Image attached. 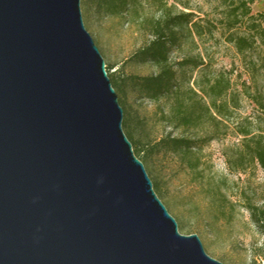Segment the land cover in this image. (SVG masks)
<instances>
[{"label": "water", "instance_id": "95a60500", "mask_svg": "<svg viewBox=\"0 0 264 264\" xmlns=\"http://www.w3.org/2000/svg\"><path fill=\"white\" fill-rule=\"evenodd\" d=\"M80 0H0V264H222L122 127Z\"/></svg>", "mask_w": 264, "mask_h": 264}, {"label": "rangeland", "instance_id": "374dc122", "mask_svg": "<svg viewBox=\"0 0 264 264\" xmlns=\"http://www.w3.org/2000/svg\"><path fill=\"white\" fill-rule=\"evenodd\" d=\"M164 2L173 12H192L193 20L204 26L201 35L184 30L179 43L172 46L171 62L186 56L203 62L198 67L175 66L176 82L199 93V86L206 87L208 81L223 72L230 81L221 98L228 109L224 116L217 117L219 122L207 119L193 128H172L161 118V113L168 111V100L152 101L128 92L129 108L144 119L143 135L148 139L158 140L166 133L215 136L186 158L166 152L148 160L144 168L152 181H159V198L175 219L180 234H196L205 253L222 264H263L264 225L261 228L256 225L247 205H264V170L249 158L242 168L232 170L226 160L242 149L243 130H249L248 136L264 133V111L254 99L259 94L264 99V45L257 40L253 49L240 54L226 40L229 31L222 21L228 0ZM80 10L84 27L104 62L114 66L110 71L138 75L157 71L153 64L126 60L149 39L145 19L160 14L149 0H138L121 15H103L81 3ZM250 10L251 14L264 12V0H254ZM248 28L243 22L230 31L247 34L251 32ZM202 100L209 101L207 97ZM194 158H198V167L191 169L188 165Z\"/></svg>", "mask_w": 264, "mask_h": 264}, {"label": "trees", "instance_id": "16d2710c", "mask_svg": "<svg viewBox=\"0 0 264 264\" xmlns=\"http://www.w3.org/2000/svg\"><path fill=\"white\" fill-rule=\"evenodd\" d=\"M149 1L160 14L157 18L145 19L149 39L134 50L126 60L134 64H153L157 67V71L148 75L123 74L115 72V70L110 71L114 67L113 64L104 62L106 74L122 108V130L131 143L134 155L142 164L154 156L166 152L177 154L182 159L186 158L215 136L213 133L203 137L172 136L166 133L158 140L148 139L146 135H143L145 132L144 119L129 108L128 92L136 93L139 97L152 101L165 98L169 102V108L166 113H161L162 121L172 128H193L207 119L214 123L220 121L217 117L224 116L228 109L226 102L221 98L230 87V81L223 72L211 82L208 81L206 87L199 86L198 91L201 96L193 88H182L176 82L175 66L179 68L198 67L203 62L193 56H186L179 61L171 62L169 56L171 48L179 43L185 34L184 30L189 29V34L193 31L196 35H201L204 26L193 20L192 12H173L166 6L164 0ZM228 1L229 6L222 21L223 26L229 31L226 40L232 43L240 54L253 49L257 40L264 45V12L251 14L250 4L254 0ZM137 2L138 0H80L84 8H93L103 15H121L129 9L130 5L133 6ZM243 22H246L251 32L238 34L230 31ZM207 31L210 32V29L207 28ZM202 97H207L209 101L204 102ZM254 99L264 111L262 96L255 95ZM242 133L245 138L243 147L234 156L227 158L228 167L238 170L245 165L249 158L256 161L264 170V133L252 136H248L249 130H243ZM197 160L198 158H194L189 163V168H197ZM151 183L159 198V181L155 179L151 180ZM247 208L256 225L260 228L263 227L264 205L256 206L248 203Z\"/></svg>", "mask_w": 264, "mask_h": 264}]
</instances>
